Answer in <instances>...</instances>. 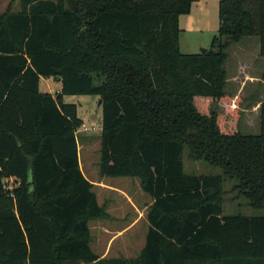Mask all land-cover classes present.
<instances>
[{
	"label": "trees",
	"instance_id": "1",
	"mask_svg": "<svg viewBox=\"0 0 264 264\" xmlns=\"http://www.w3.org/2000/svg\"><path fill=\"white\" fill-rule=\"evenodd\" d=\"M195 1L20 0L0 12V264H264V215L223 209L226 179L264 208V99L261 132L243 134L226 68L248 35L264 56V0H220L210 47L187 53L180 16ZM42 77L61 89L42 91ZM76 94L101 99V176L138 177L153 199L136 257L91 247L90 221L108 211L81 168L84 122L65 102ZM218 103L235 104L228 126ZM186 148L222 173H186Z\"/></svg>",
	"mask_w": 264,
	"mask_h": 264
},
{
	"label": "rangeland",
	"instance_id": "2",
	"mask_svg": "<svg viewBox=\"0 0 264 264\" xmlns=\"http://www.w3.org/2000/svg\"><path fill=\"white\" fill-rule=\"evenodd\" d=\"M220 0H197L193 4L191 13L180 17L181 50L187 53L198 52L211 45L219 27ZM12 3L14 11L21 9L20 0H0V12ZM250 5L252 2L248 1ZM229 58L226 63L228 72L227 91L234 98L241 100L243 113L240 130L243 134H257L261 132V116L255 110L254 104L264 99V56L260 54V42L257 34L244 37L228 49ZM61 83L53 77H42L40 89L55 93ZM98 95L76 94L66 95L65 102L77 105V114L89 128L78 130L80 145V163L85 174L95 180H104L108 184L116 185L130 195L139 209H135L127 199V195L120 194L108 188L94 186L100 203L113 204L107 216L90 221L92 233V249L106 257L125 256L136 257L146 241L149 228L147 212L151 206L150 194L145 192L138 177L131 176H101L100 149L102 132V107ZM235 104L218 103L214 107L218 111L221 121L228 126L233 121L232 111ZM94 126V129L92 128ZM228 131H232L229 129ZM185 171L188 174H217L222 173L220 167L206 160L191 156L190 150L183 154ZM13 183V180H10ZM235 179H226L223 185L224 214H242L246 216L264 215V208H254L248 198L235 187Z\"/></svg>",
	"mask_w": 264,
	"mask_h": 264
},
{
	"label": "crops",
	"instance_id": "3",
	"mask_svg": "<svg viewBox=\"0 0 264 264\" xmlns=\"http://www.w3.org/2000/svg\"><path fill=\"white\" fill-rule=\"evenodd\" d=\"M196 2V1H195ZM194 4V3H193ZM192 8H193V5H192ZM191 11H192V9H191ZM191 13V12H190ZM189 14V13H188ZM182 16V15H181ZM180 16V17H181ZM180 47H181V39H180ZM210 47V46H209ZM209 47H207V48H209ZM42 79V78H41ZM55 79H57V78H55ZM57 81L59 82V83H61V81L59 80V79H57ZM61 87H62V83H61V85H60V87H59V89L57 90V91H59L60 89H61ZM261 101V100H260ZM259 106H260V102H259V100L256 102V104H254V108H256L255 110L257 111V110H259ZM79 151H80V145H79ZM81 164V163H80ZM82 168V167H81ZM82 170H83V168H82ZM83 172H84V170H83ZM84 174H85V172H84ZM85 176L88 178V180L89 181H91L93 184H94V186H99V187H102V188H108V189H111V190H114V191H116V192H118V193H120V194H123V195H127V199H128V201L130 202V204L135 208V209H139V207H138V205L133 201V199H132V197L130 196V195H128L124 190H122L120 187H118V186H116V185H112V184H108V183H106L104 180H99V181H95V180H93V179H91V178H89L86 174H85ZM93 189H94V187H93ZM97 194V193H96ZM97 198H98V196H97ZM99 201V200H98ZM152 202H153V199H151V201H148V204H152ZM100 203V202H99ZM104 203H106V202H104ZM104 203H100V204H104ZM106 205H107V211H108V213H110L109 212V208H111L112 207V203H111V201L109 202V200H107V203H106ZM108 253V252H107ZM107 253H105L104 255H101L102 257H106L107 256Z\"/></svg>",
	"mask_w": 264,
	"mask_h": 264
},
{
	"label": "built area",
	"instance_id": "4",
	"mask_svg": "<svg viewBox=\"0 0 264 264\" xmlns=\"http://www.w3.org/2000/svg\"><path fill=\"white\" fill-rule=\"evenodd\" d=\"M82 126H83V130H88L89 129L85 124H83ZM92 128L94 129V126Z\"/></svg>",
	"mask_w": 264,
	"mask_h": 264
},
{
	"label": "water",
	"instance_id": "5",
	"mask_svg": "<svg viewBox=\"0 0 264 264\" xmlns=\"http://www.w3.org/2000/svg\"><path fill=\"white\" fill-rule=\"evenodd\" d=\"M207 50V48H203L201 51H206ZM99 104H101V99L99 100Z\"/></svg>",
	"mask_w": 264,
	"mask_h": 264
}]
</instances>
